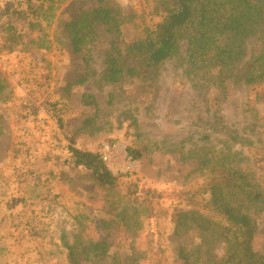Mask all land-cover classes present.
<instances>
[{
	"label": "rangeland",
	"instance_id": "rangeland-1",
	"mask_svg": "<svg viewBox=\"0 0 264 264\" xmlns=\"http://www.w3.org/2000/svg\"><path fill=\"white\" fill-rule=\"evenodd\" d=\"M9 1L0 0V8ZM117 1L129 21L121 35L97 27L80 54L67 38L52 40L59 22L42 24L44 48L29 45L41 35L28 28L29 20L14 23L23 35L16 42L6 44L7 35L0 34V78L12 91L0 105V264H128L134 257L139 264H183V256L189 264H225L223 242L183 221L192 210L219 220L209 200L221 176L195 171L199 161L191 152L202 148L229 156L263 196L246 212L254 222L253 249L264 257V83L248 87L229 78L223 91L203 86L175 59L162 63L155 89L129 77L107 82L106 54L132 65L127 45L161 20L152 14L156 1ZM180 48L185 55L186 43ZM247 48L255 50L253 40ZM54 103L63 131L49 111ZM70 140L93 153L116 147L112 173L118 184L112 191L66 162ZM128 148L142 154L132 168L125 161ZM111 207L117 210L110 213ZM122 208L137 214L131 230L117 218ZM75 216L86 217L85 243L105 240V257L70 258L64 242L73 243ZM151 240L160 247V260Z\"/></svg>",
	"mask_w": 264,
	"mask_h": 264
},
{
	"label": "trees",
	"instance_id": "trees-1",
	"mask_svg": "<svg viewBox=\"0 0 264 264\" xmlns=\"http://www.w3.org/2000/svg\"><path fill=\"white\" fill-rule=\"evenodd\" d=\"M154 14L161 20L144 28L142 35L126 47V57L132 65L106 54L104 79L118 82L129 77L135 82L155 89L162 63L175 59L188 78L195 74L203 86H213L224 90L226 80L254 86L264 83V0H153ZM1 36L7 35L5 43L22 39L23 35L15 27V22L28 21V28L41 35L30 39L29 45L44 48L47 37L42 24L54 27L52 40L60 43L67 38L74 54L83 53L93 40L97 27L106 33L120 36L122 28L129 22L122 13L117 0H12L0 8ZM253 40L255 50L247 48ZM186 43V54H182L180 44ZM11 46V45H10ZM13 51V47L9 48ZM11 88L0 78V105L11 98ZM86 98L87 95L82 96ZM57 103L51 104L49 111L60 130L65 129V121L57 111ZM0 115V137L4 134ZM67 147L66 162L85 172L88 179L100 187L112 191L118 178L105 166L99 155L81 150L72 145ZM132 159L139 161L142 154L135 148L127 149ZM198 158V173H207L210 178L220 174V181L210 188V209L212 217L196 210L184 216L187 227L197 226L200 234L220 239L225 245V264H264V257L252 246L254 222L247 214L248 207L255 206L263 199L254 183L245 172L225 153L212 152L204 148L191 152ZM213 181V180H212ZM112 203L113 201H109ZM110 203V204H111ZM192 205L194 203H191ZM191 204L189 206H191ZM111 207L110 213L116 211ZM128 209L122 208L118 219L123 220L126 229L131 230L137 214L128 216ZM86 217L75 216L70 232L73 243H67L70 258L78 263L79 258L93 261L106 256L109 248L105 240L85 243L82 238ZM132 225V226H131ZM155 257L160 260L162 253L157 243L150 241ZM183 264H189L188 256H183ZM128 264H139L138 257L129 259Z\"/></svg>",
	"mask_w": 264,
	"mask_h": 264
},
{
	"label": "built area",
	"instance_id": "built-area-1",
	"mask_svg": "<svg viewBox=\"0 0 264 264\" xmlns=\"http://www.w3.org/2000/svg\"><path fill=\"white\" fill-rule=\"evenodd\" d=\"M117 149L116 147L108 148L102 147L96 154L99 155L100 159L103 161L107 169L112 173V168L115 163ZM125 161L127 163L128 168H132L135 166V160L128 155L125 156ZM113 174V173H112Z\"/></svg>",
	"mask_w": 264,
	"mask_h": 264
}]
</instances>
